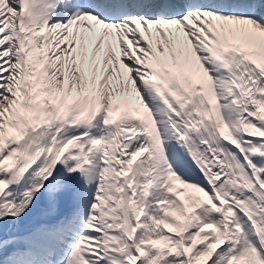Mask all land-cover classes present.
Instances as JSON below:
<instances>
[{"label": "snow or ice", "instance_id": "6c2138e0", "mask_svg": "<svg viewBox=\"0 0 264 264\" xmlns=\"http://www.w3.org/2000/svg\"><path fill=\"white\" fill-rule=\"evenodd\" d=\"M0 264H264V0H0Z\"/></svg>", "mask_w": 264, "mask_h": 264}]
</instances>
